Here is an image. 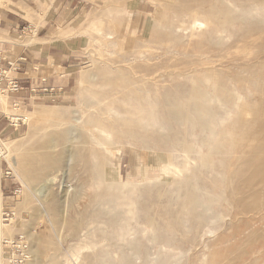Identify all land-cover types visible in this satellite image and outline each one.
<instances>
[{
    "label": "rangeland",
    "instance_id": "1",
    "mask_svg": "<svg viewBox=\"0 0 264 264\" xmlns=\"http://www.w3.org/2000/svg\"><path fill=\"white\" fill-rule=\"evenodd\" d=\"M17 1L18 0H10L9 3L0 4V8L3 7L9 11L20 13L25 19V23L32 24L38 31L47 25L40 34H37L38 38H45L57 32L55 38L62 40L60 41L61 51L63 55L70 60L69 66L71 70H69V72H71V77L64 101L60 103L35 101L34 103L30 102L28 106L25 107L22 101H19L17 104L20 105V108L15 107V109L12 108L9 102L13 105L16 103L6 98L5 111L15 116V118H20L30 112L39 114L51 110L53 112L55 111V114H53L54 117L52 116V119L50 118L51 120L49 119V121L57 120L58 122L62 118L72 117L73 112L78 113L86 106L85 102L88 98V91L98 93L99 97L103 96L105 97L104 99H111V96H115V98L112 97V100L108 101L118 106L115 101L119 102L123 93L122 90H120V92L118 91L119 94L116 95L117 93L115 92H117L118 87L116 88L115 84L117 80H119L118 78L121 76V73L127 75L131 73L132 75H139L140 77L145 76L146 79H149L145 85L149 92L148 96L150 103L156 104V120L160 121L165 129L160 131L157 130L156 127H151L149 128L150 130L142 135H144L143 138H146V141H149L148 144L149 146L151 144L150 147L156 148L159 141L163 140L161 137L160 140L159 136L166 133L170 137L174 135L181 136V138L184 137L183 139L185 140L198 138V131L192 132L190 128L184 129L183 126H178L172 120L163 116V114L162 116L164 118L160 116L163 112V100L165 101V99L174 104L178 103L181 108L188 110L191 104L189 96L194 92V89L197 88L196 80L201 79V85L205 86L213 98H219V100L227 99L228 90L237 91L236 93H239L242 97V101H239V104L248 103L249 105H247L249 107L247 108L249 109L252 108L254 102L258 104L264 97V22H259L260 15H264V4L261 0H225L229 2L235 15L238 9L245 11L249 8V5L254 7L253 5L256 4L255 8L258 10L253 11L251 16L246 20H241L237 15L234 16L233 22L225 29V40L220 46L215 44L216 37L220 34V31L219 29L215 30L211 25L207 26L205 30L195 33L193 36L194 40L189 45H187V38H185L186 41H182L180 38L181 34L177 31L179 24L188 22V14L194 9L199 13V19L205 17V15L208 16L210 12H214V10V13L219 11L222 7L218 3L219 0H53L51 15L45 17L43 20L44 22L39 20L38 17V3L40 2L47 5L50 0H24L29 9H27V11L24 10V13L20 12L21 10L15 5ZM211 9H213V11ZM130 10L132 18L126 17L125 14L126 12H130ZM200 10H202L205 15ZM120 11L121 13H119ZM208 11H210L209 14L207 13ZM90 23H94L95 26H97V30L94 29V31L89 29ZM117 23L118 25L116 26ZM100 24L106 26V29ZM122 24L129 27V35L126 34V30ZM113 28L114 31L112 32ZM33 30L26 29L25 32ZM24 33L11 36L6 32L0 31V34L5 39L6 37L10 38L19 44L18 46H13L10 43L0 42V51L9 50L13 54L19 56L23 50H27L36 57L43 55V52L37 51L36 48L26 44ZM113 33L115 34L114 36ZM38 40L39 39H37L36 43H38ZM49 42H53V39H48L45 44ZM141 51L142 53H139ZM122 52L124 55H122ZM105 61L107 62L105 63ZM124 61H126V63H124ZM241 62L245 63L244 70L235 66ZM55 63L57 64L53 65L51 61H49L47 67L43 65L44 68H38L47 76L52 75L55 70L56 74L63 72L61 67L58 66V61ZM117 63L120 65H117ZM255 63H261L262 65L257 66L259 67L257 68L253 66ZM14 67H16L15 64ZM205 67H210L212 71L220 73L221 77L215 76L214 79L217 78L215 81L213 79L206 80V73L204 72L209 70V68L206 70ZM97 69L101 71L99 74H97ZM211 69L209 71H211ZM188 71H191V74L188 73ZM186 72L190 75H187ZM105 73H107V75ZM112 73H115L114 78L111 76L113 75ZM89 74L93 75V77L85 79V76ZM7 76L9 78L21 79L26 77L25 75H19L12 71L7 73ZM104 76L107 77L108 80H105L106 78ZM139 76H137L138 79L140 78ZM237 76H239V79L235 78ZM102 80L104 81L102 82ZM55 81L60 80L55 79ZM235 81L236 85L234 84ZM239 81L247 82L239 83ZM219 82L225 86L223 93L220 92L219 88L217 89V87H219ZM261 82H263V88H256ZM101 83H103V85H101ZM105 84L111 86L108 87ZM108 88L111 89L109 90ZM82 89L84 90L83 92ZM4 90L5 89H2L1 91L6 94ZM170 91L172 94L170 93L169 97L168 94ZM174 91L177 93H173ZM100 92L102 93L100 94ZM82 95H84V97ZM164 96H166V98ZM79 97H83L85 102ZM103 97L101 98L102 100ZM250 97L251 99L249 100ZM174 98H176L175 101L173 100ZM178 100L179 102H177ZM108 101H106V103ZM103 102L104 105H99L100 107L94 108V111L97 112V108L103 109V107L107 105L104 100ZM33 104L38 105L34 106ZM218 104L219 102H216L213 106L217 110L219 118H225V123L227 120L228 121L226 125H224V123L216 125V128L225 129L227 127V132L230 134L232 130L234 134L232 133V136H230L233 137L234 135L235 138H231L232 144H229L231 147L227 149V151L221 152V154L219 151L213 154L215 156L212 155V158L214 157V159H212L214 167L211 169L199 168L196 170L191 167L188 176H184L183 178L180 176L177 178L176 175L171 173L167 176L162 174L159 168L164 164L168 165L170 163L168 155L158 151L155 153L147 152L141 139H135V141L114 136L116 134L113 130V138L116 142H118L119 140L117 139L120 138L119 143L121 146H119L117 150H114L112 155L108 154L107 156L105 153L107 158L104 156L105 154H103L104 150H100V148L93 143L91 144V141L86 137V132L84 130L81 132L80 128L75 129V132L73 131L70 135L65 134L64 128L60 130L56 129L57 131L50 129L52 132H48L49 130L43 128L57 122L55 121L52 123L45 121V123L39 124L40 126L37 125L34 130V132H36L34 133V137L37 136V138L33 137L35 140H33V142H28L26 140L30 138L24 136L27 133L28 124L22 121L23 124L20 122L18 129H16L14 124L17 125V119L14 121L9 117L8 120L0 112V139L13 138L16 144L25 143L16 152L10 153L12 165L19 166L21 164L22 168H25V165L31 162L30 165H26L29 167H26L25 170L23 168V172L25 171L24 174L26 175L28 173L27 177L29 176V178L32 179L30 184L27 185L28 189H25L19 182L15 170L12 169L6 161L1 162L0 190L2 191L0 220H2L3 217L5 220L4 223L11 222L9 228L5 230L7 236L0 240V247L2 248V250L0 249V254L2 252L5 259L3 264H10L9 261L6 260L7 257H10V253L21 254V256L17 257V259H20L18 264H52L53 262H55L54 264H99L94 258L96 254L98 257L100 256V258L102 257L101 259L104 260L105 264L107 262L109 264H119L118 261L120 260L118 259H120L122 255L126 256L130 253L131 254L128 256L132 258L128 264H264V196L257 201L242 199L244 191L239 187V183H237L238 181L232 173L234 171L233 169L236 167L237 169L240 168L241 158L246 150L247 144L243 140L244 137L241 131L237 128H234L236 130L233 129L232 123L235 122V119H233V117H236L235 113L231 110V114L225 116L223 110L218 108ZM225 106L226 109H231L230 104ZM0 111H2L1 106ZM91 111L93 112V109ZM103 118L104 120L106 119L104 122L107 123L105 125L109 128V121L112 123L115 122L116 119V117L111 118L110 116L108 117V115H104ZM247 118L249 119V117ZM10 122L13 123V125L9 128L8 126L11 125ZM228 124L229 126L231 124L232 127H228ZM111 125H114L112 128L116 127L114 123ZM83 132L85 133L83 134ZM48 133L52 135H48ZM82 135H84L85 138L84 136L82 137ZM79 136L82 138L80 139ZM236 136L240 137L236 139ZM73 137L77 139L75 138V140H73ZM86 138L88 142L90 141L89 143H86ZM79 139L81 141H76ZM20 140H22V142ZM47 140L50 145L46 144ZM50 141L52 143H50ZM104 142L107 143V141ZM234 142L236 143L234 144ZM233 144L235 145L234 148H232V146H234ZM47 145H49V149ZM91 145H93V147ZM50 148L54 150H50ZM231 148L232 151L227 155L228 150L230 151ZM44 151L47 153L45 154ZM89 151H92L91 155ZM235 154H238V156ZM41 155L43 156L41 157ZM81 155H84L83 157H85L84 159L86 161ZM219 155L220 157H218ZM156 156H162V160L158 161ZM43 157H45V160H42ZM224 157H226V159ZM234 157L239 158L236 160ZM36 159L39 160L37 161ZM65 160H68L66 165L64 163ZM53 161L58 162L53 164ZM45 162L47 163L46 165ZM100 162H102L101 165L103 167L100 165ZM230 162L234 163L231 164ZM93 163L97 166L93 165ZM38 165H40L41 170ZM51 165L56 167L53 168ZM84 166H86V168ZM96 167L99 172L108 174L112 177L111 181L115 183L104 184L105 186L98 184V175L94 172ZM221 167H223L224 170ZM222 170L225 174L222 173ZM231 171L232 173H230ZM47 173H49V176ZM56 173L57 175H55ZM44 174H46L48 178L54 174V177L56 176L54 184L53 182L48 183L46 184V188H44V185L39 186L44 177L47 179V176ZM30 175H32V177ZM151 176H154V178L149 179ZM232 177L234 178L232 179ZM226 178L228 181L225 180ZM222 179H224L225 182ZM229 179L231 183H229ZM126 182L133 183V186L130 187L134 189L126 185ZM223 182H227L229 185H224ZM122 184L125 186L124 188L121 186ZM47 185H49L48 187L50 188H48ZM222 186H224L225 189ZM46 189H49L48 192ZM126 190H130V193L127 194ZM42 193L44 194L42 195ZM223 193H225L224 197L221 195ZM191 195H194L200 201L209 203V212H202L200 208L192 207L187 198ZM212 196L214 198L218 197L214 199ZM227 203L230 207H228ZM126 205L129 206L128 209H125V207H127ZM123 207L125 210H122ZM184 207H186V209ZM93 208L96 209L93 210ZM103 210L106 211L102 212ZM126 210L127 212H125ZM128 210L130 211L128 212ZM124 213L130 218L128 219L125 217L126 215ZM6 214H8V216H6ZM116 215H119V217ZM177 215H179V217ZM191 217H193V220ZM122 218H124V222ZM126 219L129 221L128 223ZM149 222L150 224H148ZM121 223H123V226ZM171 224L174 228H172L173 226ZM117 225L120 228H118ZM112 226L114 229H112ZM125 227L130 229L128 234H126V236H128L126 238L124 237L125 241H123L122 245L121 242L113 239L112 234L116 229L114 235L119 234L118 232L121 233V230ZM131 231L132 233H130ZM150 231H154L155 239H152ZM106 236L107 238L110 236L109 239L111 238L112 240H106ZM12 238L15 240L14 244H17V242H24V246L19 252H15L16 249H13L10 244L4 243L11 241ZM116 243L118 244L116 245ZM106 245L108 247H106ZM123 247L125 251L122 249ZM171 247L172 249H170ZM53 248L55 250H53ZM121 249L123 250L122 252ZM133 249L138 250L136 253L139 254V256ZM35 251H37V253ZM23 252L26 258H24ZM51 252H54V254L52 253V255H49ZM102 252L107 254L104 255ZM36 254L38 256H35ZM111 254L113 257H116L113 258ZM132 254H134V257L131 256ZM118 255H120L119 258L117 257ZM53 256L56 257V260ZM35 257L38 259L35 260ZM49 259H51V261ZM46 260L49 261L46 262ZM57 260L59 263L56 262ZM120 264H122L121 261Z\"/></svg>",
    "mask_w": 264,
    "mask_h": 264
},
{
    "label": "bare ground",
    "instance_id": "2",
    "mask_svg": "<svg viewBox=\"0 0 264 264\" xmlns=\"http://www.w3.org/2000/svg\"><path fill=\"white\" fill-rule=\"evenodd\" d=\"M190 1V0H189ZM21 2V1H20ZM242 2V1H241ZM245 2V1H244ZM261 2L264 4V0H261ZM4 3V2H3ZM165 3V2H164ZM219 5L222 6L220 8L219 11H216L214 10V12H210L208 11L207 13L210 14L208 16L205 15V17H203L202 19H199L198 18V12L195 11L196 9H194L193 11H189L190 13L188 14V22L186 23H181V24H177L178 25V32L179 34H181V39L182 41L185 40V38H187L188 40V43L187 45L191 44L194 40L193 36L195 33H198V32H201V30H205V28L207 26H212L215 28V30L219 29L220 31V34L217 35L216 37V40H215V44L216 45H219L225 40L224 38V33H225V29L227 26H230L229 24L232 23L233 21V17L234 16H238L241 20H246L248 17L251 16L252 12L253 11H257L258 9L255 8V5H253L254 7L250 6L249 5V8L246 9L245 11H241V10H237V13L235 15L234 13V10L232 9V7L230 6L229 2L225 1V0H219L218 1ZM258 3V1H257ZM182 4V3H181ZM260 4V3H259ZM215 5V4H214ZM18 7L20 6V3L19 5H17ZM248 6V5H247ZM120 7V6H119ZM216 7V6H215ZM251 7V8H250ZM20 8V7H19ZM121 8V7H120ZM119 8V10H120ZM196 8V7H194ZM122 9V8H121ZM23 10H26V8L24 7ZM29 10V9H28ZM189 10V9H187ZM213 11V9H211ZM107 12V11H106ZM123 12V11H122ZM121 13V11L119 12ZM125 13V11H124ZM126 17L128 18H132V14H131V10L130 12H126ZM187 14V13H185ZM117 15V14H116ZM119 15V14H118ZM171 15V14H169ZM201 15V14H200ZM110 16V15H109ZM165 16V15H164ZM200 17V16H199ZM187 18V17H186ZM100 19V18H99ZM157 21V20H156ZM183 21V20H181ZM264 22V15H260L259 17V22L260 23H263ZM102 22V21H101ZM179 22V21H177ZM99 23H100V20H99ZM123 23V22H122ZM121 24V23H120ZM245 24V23H244ZM101 25V24H100ZM118 25V23L116 24V26ZM123 27L125 28L126 30V34H130V29L129 27L127 26H124V24H122ZM176 25V24H175ZM101 26H104V25H101ZM120 26V25H119ZM106 26H104L105 28ZM121 27V26H120ZM170 27V26H169ZM118 28V27H117ZM241 28V27H240ZM248 28V27H247ZM89 29L91 30H97V26H95L94 23H90L89 24ZM100 29V28H99ZM106 29V28H105ZM109 29V28H108ZM164 29V27H163ZM162 29V30H163ZM168 29V28H166ZM251 29V28H249ZM94 30V31H95ZM101 30V29H100ZM241 30V29H240ZM245 30V29H244ZM248 30V29H247ZM246 30V31H247ZM114 31V28L112 30V32ZM245 31V32H246ZM256 31V29H255ZM98 32H101V31H98ZM241 32V31H240ZM250 32V31H249ZM169 33V32H168ZM253 33V32H252ZM210 34V33H209ZM245 34V33H244ZM107 35V33H106ZM115 34L113 33V36ZM170 35V34H169ZM168 35V36H169ZM109 36V34H108ZM171 36V35H170ZM169 36V37H170ZM210 36V35H209ZM246 36H249V35H246ZM110 37V36H109ZM124 37V36H122ZM173 37V35H172ZM179 37V36H178ZM106 38V37H105ZM207 38V37H206ZM114 39V38H113ZM117 39V38H116ZM115 39V40H116ZM211 40V38H210ZM98 41V40H97ZM118 41V40H116ZM176 41V40H175ZM186 41V40H185ZM204 41V40H203ZM125 42V41H124ZM210 42V41H209ZM213 42V41H212ZM30 43H32V41H30ZM50 43V42H49ZM168 43V42H167ZM119 44V43H117ZM122 46V45H121ZM127 46V45H126ZM145 46V45H144ZM147 46V45H146ZM119 47V46H118ZM142 48V47H141ZM104 49V48H103ZM122 49V48H120ZM124 49V48H123ZM140 49V48H139ZM143 50V49H142ZM120 51V50H119ZM186 51V50H185ZM126 52V51H125ZM129 52V51H128ZM131 52V51H130ZM146 52V51H145ZM144 52V53H145ZM139 53H142L139 52ZM186 53V52H185ZM184 53V54H185ZM126 54V53H125ZM150 54V53H149ZM122 55L123 52H122ZM127 56V55H126ZM172 56V55H171ZM121 57V56H120ZM119 57V58H120ZM184 57V56H183ZM262 57V55H261ZM260 57V59H261ZM124 58V57H123ZM126 58V57H125ZM180 58V57H179ZM204 58V57H203ZM122 59V57H121ZM178 59V58H177ZM104 60V59H103ZM126 60V59H125ZM146 60V59H145ZM119 61V60H118ZM117 61V62H118ZM123 61V60H122ZM107 61H105L106 63ZM120 62V61H119ZM134 62V61H133ZM146 62V61H144ZM168 62V60H167ZM92 63V62H91ZM109 63V62H108ZM114 63V62H113ZM116 63V62H115ZM122 63V62H121ZM124 63H126V61H124ZM123 63V64H124ZM254 63V62H253ZM93 65V64H92ZM117 65H120L117 63ZM116 65V66H117ZM132 65V64H131ZM259 65H262L261 63H255L253 66L254 67H257ZM112 66V65H111ZM114 66V65H113ZM135 66V65H134ZM235 66H238L241 70H244L245 69V63L241 62V63H238L237 65ZM248 66V65H247ZM84 67V66H83ZM120 67V66H119ZM118 67V68H119ZM125 67V65H124ZM128 67V66H127ZM117 68V69H118ZM123 68V67H122ZM203 68V67H202ZM206 68V67H205ZM209 70L211 69L210 67H208ZM206 68V70L208 69ZM259 68V67H257ZM113 69V67H112ZM124 69V68H123ZM215 69V68H214ZM248 69V68H247ZM120 70V69H119ZM125 70V69H124ZM127 70V69H126ZM205 71L204 73H206V80L208 79H213L214 81L217 79H214L215 76H220L221 77V74L220 73H216L214 71ZM239 70V69H238ZM240 70V72H241ZM98 71V69H97ZM99 72H101L100 70L98 71L97 74H99ZM122 72V71H121ZM194 72V71H193ZM230 72V71H229ZM110 73V72H109ZM133 73V72H132ZM187 73V72H186ZM188 73L191 74V71H188ZM187 75H190L188 74ZM242 73V72H241ZM84 74V73H83ZM92 74V72H91ZM107 75V73H105ZM104 74V75H105ZM111 74V73H110ZM113 74V73H112ZM115 74V73H114ZM113 75V78L115 77ZM131 73H129V75L127 74H124V73H121L120 77L118 78L119 80H117L116 84H115V87L117 88L118 87V90L117 92H114L117 93L116 95H118V91L120 92V90H122V93L123 95L121 96V100L119 102L115 101V103L118 104V106H116L113 102L109 103L110 100H112V97L115 98V96H111V99L110 98H107V99H104L105 97H103V100L105 101V107L102 108H97V112L94 111V108L98 107L99 105H104V102L103 100L101 99L102 97H99V94L98 93H95V92H87V95H88V98L86 99V102L85 100L83 99L84 95H82L83 97L82 98V101L85 102L86 106L83 107V110H81L80 112H73V116L72 117H69V118H62L60 119L58 122L57 120H55L57 123H54V124H50V126H45V130H49L48 132H50L51 130L50 129H54V131L57 129V130H60V129H65V134L66 135H70L71 133H73V131L75 129H79L81 130V132L84 130L85 132H83V134L85 133L88 138V140L91 141V144L93 143L94 145L98 146V148H100V150H104L101 151L103 152V154H110L112 155L113 151L114 150H117L120 145V138H118L117 140H119L118 142L115 141V139L113 138V135H114V132L116 135L114 136H119V137H123L127 140H135V139H141V141H143V144L147 150V152H151V153H155L156 151L160 152V153H166V155H168V158L170 160V163L167 165V164H164L162 166H160L159 170H161L162 174H165L166 176L171 173L173 175H176L177 178H179L178 176H180L181 178H183L184 176L187 177L188 176V173L192 167V169H199V168H205V169H211L213 166V160L214 157L212 158V155L216 152H219L220 151V154L221 152H225L227 151V149H230L231 146H229V144H232L231 142V138L234 137H231L232 136V130H231V134L229 132H227V127L225 129H217L216 128V125L218 124H221V123H224V125H226L225 123V118H219L218 116V113H217V110L215 109V107L213 106V104H216V102H219V104L217 105L218 108H220L221 110H223V113L225 116H229L231 114V110L235 113L236 117H233V119H235V122L232 123L233 124V129L234 128H237L239 129V131H241L243 137H244V142L247 144L246 146V150L244 151V154L242 155V158H241V162H240V168L237 169V167L235 169H233V173L232 171L230 173L234 174L236 179H237V183H239V187L241 189H243V195H242V199L243 200H253V201H257L259 199H261L263 196H264V97L261 99V101H259V103L257 104L256 102H252L254 105L252 106L251 109L247 108L249 107L247 104H239V101L241 102L242 101V97L239 95V93H236L235 91H231V90H228V93H227V99H223V100H219V98H213V96L210 94V92L205 88V86H202L201 83H202V80L199 79V80H196L197 82V88L194 89V92L189 96V99H190V106H189V109H183L181 108L178 103L177 104H174L173 102H170L169 100L165 99V101L163 100L164 102V105H163V112L161 113V117L165 116L166 118H168L169 120H172L174 123H176L178 126H183L184 129L185 128H190V130L193 132V131H198L199 134L197 135V139H192V140H185L183 138H181V136H178V135H172L173 137H170L167 133L164 134V135H161L159 136V138L161 137L163 140L162 141H159V144L156 145V148L154 147H150L148 142L149 141H146L145 139L146 138H143L144 135H142L143 133L147 132L148 130H150L149 128L151 127H156L157 130H162V129H165L163 124L160 123V121H157L156 120V110H155V106L156 104H152L150 103V99H149V92L147 91L148 89H146V83H147V80H149L148 78L146 79L145 76H139L140 78L138 79L137 76L135 75H130ZM165 74V73H164ZM174 74V73H173ZM255 74V73H254ZM179 75V74H178ZM183 75V74H182ZM238 75V74H237ZM185 76V75H184ZM240 76V75H239ZM239 76L235 77V78H238ZM248 76V75H247ZM91 77H93V75H86L85 76V79H90ZM105 77V76H104ZM103 77V78H104ZM165 77V76H164ZM250 77V76H249ZM254 77V76H253ZM106 78V79H105ZM104 79L105 80H108L107 77H105ZM108 78L110 79V77L108 76ZM234 79V78H233ZM239 79V78H238ZM104 80H102L103 82ZM84 82V81H83ZM109 82V81H108ZM150 82V81H149ZM195 82V80H194ZM221 82V81H220ZM219 82V87H217V89L219 88L220 92H224V89H225V86ZM246 83L247 81H239V83ZM259 82V81H258ZM257 82V83H258ZM151 83V82H150ZM255 83V82H254ZM262 83H259L258 86H256V88L258 87H262ZM81 84V83H80ZM91 84H94V83H91ZM114 84V83H113ZM236 85V81L234 83ZM87 85V84H86ZM100 85V84H98ZM101 85H103V83H101ZM106 85V84H105ZM148 85V84H147ZM247 85V84H246ZM245 85V86H246ZM256 85V84H255ZM87 86H90V85H87ZM92 86V85H91ZM108 86V84L106 85ZM104 86V87H106ZM111 86V85H110ZM108 86V87H110ZM150 86V84H149ZM183 86V85H182ZM233 86V85H232ZM238 86V85H237ZM114 87V89H115ZM248 87V86H247ZM86 88V87H85ZM84 88V90H85ZM103 88V87H102ZM176 88V87H175ZM174 88V89H175ZM178 88V87H177ZM189 88V87H188ZM227 88V87H226ZM243 88V87H242ZM255 88V87H254ZM263 88V87H262ZM86 89H89V88H86ZM99 89V88H97ZM101 89V87H100ZM109 89V88H108ZM111 89V88H110ZM109 89V90H110ZM227 89H230L229 87ZM233 89V88H231ZM82 89V92L84 91ZM249 90V89H248ZM262 90V89H261ZM86 91V90H85ZM177 91V90H176ZM245 91V90H244ZM188 92V91H187ZM102 92H100L101 94ZM171 91L169 92L168 96L170 95ZM173 93H177V92H173ZM254 93V92H253ZM5 94L4 92L1 91L0 89V106L2 108V111L5 113V116L7 117H10L11 120H16L17 117L15 118V116H13L12 114H8V112L5 111L6 109V104H5ZM98 94V95H97ZM110 94V93H109ZM144 94V95H143ZM172 94V93H171ZM181 94V93H180ZM257 94V93H256ZM186 96H188L187 94H185ZM215 95V94H214ZM244 95V94H243ZM246 95V94H245ZM167 96V97H168ZM177 96V95H176ZM184 96V95H183ZM182 96V98H183ZM223 96V95H222ZM226 96V95H224ZM250 96V95H249ZM258 96V94H257ZM166 98V96H164ZM170 97V96H169ZM172 97V96H171ZM181 97V96H180ZM80 98V97H79ZM80 98V99H81ZM179 98V97H178ZM187 98V97H186ZM222 98V97H221ZM172 99V98H171ZM180 99V98H179ZM251 99V97L249 98V100ZM259 99V98H258ZM109 100V101H108ZM174 101L176 100V98L173 99ZM106 101H108L106 103ZM184 101H187V100H184ZM189 101V100H188ZM246 101V100H245ZM253 101V100H252ZM103 102V103H101ZM179 102V100L177 101ZM244 102V101H243ZM248 102V101H246ZM109 103V104H108ZM182 103V102H181ZM230 104L231 105V109L228 110L226 109V106L225 105H228ZM3 106V107H2ZM100 107V106H99ZM17 108V107H16ZM15 108V109H16ZM81 108V107H79ZM93 109V112L91 111ZM76 110V109H75ZM74 110V111H75ZM55 114V111L53 112L52 110L51 111H47V112H41L39 114H35V113H27L23 116H21V120L28 124V129H27V133L26 135L24 136H27L29 137L30 139L26 140V141H30V142H33V140H35L34 138H37L36 134L34 137V130L36 128L37 125L39 124H43L45 123V121H48V122H55L54 120L52 121H49V119L51 118L52 119V116L54 117ZM163 114V116H162ZM104 115H108V117L110 116L111 118H114L116 117L115 119V122H112L115 124V128H112L113 126L111 125L112 123L109 121V124H110V128L107 127L105 124L104 121H106V119L104 120L103 116ZM59 117V116H58ZM68 117V116H67ZM249 117V119L247 118ZM57 118V117H56ZM164 118V117H163ZM50 119V120H51ZM113 120V119H112ZM114 121V120H113ZM108 124V125H109ZM40 126V125H39ZM231 126V124H230ZM229 124H228V127H230ZM225 127V126H224ZM232 127V126H231ZM56 130V131H57ZM114 130V132H113ZM236 130V129H234ZM230 131V129H229ZM42 132V131H41ZM52 132V131H51ZM75 132V131H74ZM77 133V132H76ZM79 133V131H78ZM161 133V132H160ZM171 134H173L172 132H170ZM169 133V134H170ZM38 134V132H37ZM46 134V133H45ZM51 134V133H50ZM48 133V135H50ZM170 134V135H171ZM234 134V133H233ZM239 134V133H238ZM47 135V136H48ZM52 135V134H51ZM80 135V134H79ZM231 135V136H230ZM237 135V133H236ZM84 135H82L83 137ZM196 136V135H195ZM34 137V138H33ZM80 139L82 138L81 136H79ZM238 137L240 136H236V139H238ZM24 138V137H23ZM76 137H73L72 139L75 140ZM85 138V136H84ZM87 138L85 139L86 143L88 142L87 141ZM116 138V137H115ZM160 138V140H161ZM235 138V137H234ZM32 139V140H31ZM71 139V140H72ZM77 139V138H76ZM76 140V141H81V140ZM147 140H150V139H147ZM152 140V138H151ZM22 142V140H20ZM25 141V142H26ZM53 141V140H52ZM84 141V140H83ZM84 141V143H85ZM89 141V142H90ZM104 141H107L104 142ZM136 141V140H135ZM46 142V141H45ZM48 142V140H47ZM46 144H49V142ZM88 142V143H89ZM121 142H124V141H121ZM152 142V141H151ZM231 142V143H230ZM27 143V142H26ZM50 143H52L50 141ZM75 143V142H73ZM236 142H234L235 144ZM25 143H17L14 142L13 138H7V139H0V164L2 161H6L11 167L12 169L15 170L16 174H17V178L19 180V182L21 183V185L23 187H25V189H28L27 185L30 184V181L32 179L29 178V176L27 177L26 174H24L23 172V168L21 166V164L19 166H14L12 165V160L10 159V153L11 152H16L18 149H20L22 147V145H24ZM129 144V143H128ZM233 144V145H234ZM50 145V144H49ZM47 145V147L49 146ZM86 146V144H85ZM93 147V145H91ZM90 146V147H91ZM113 146V147H112ZM155 146V144H154ZM45 147V146H44ZM83 147V145H82ZM92 147H91V150H92ZM234 146H232V148H234ZM54 148V147H53ZM53 148H50L53 149ZM97 148V147H95ZM232 148L231 150L229 151L228 150V153L227 155H229V153L232 151ZM49 149V147H48ZM47 149V150H48ZM63 149V148H62ZM133 149V148H132ZM142 149V148H141ZM205 149V151H204ZM44 150V149H43ZM45 150V151H47ZM54 150V149H53ZM52 150V151H53ZM99 150V149H98ZM40 151V150H39ZM44 151V152H45ZM87 151V150H86ZM49 152V150H48ZM90 152V151H89ZM92 152V151H91ZM91 152H90V155H91ZM47 152H45L46 154ZM67 153V152H66ZM100 153V152H99ZM240 153V152H239ZM30 154V153H29ZM28 154V155H29ZM34 154V153H32ZM106 154L104 155L105 157ZM25 155V154H24ZM31 155V154H30ZM101 155V154H100ZM109 155V156H110ZM153 155V154H152ZM224 155V154H223ZM232 155V154H231ZM236 156H238V154H235ZM21 156V155H20ZM43 155H41L42 157ZM68 156V155H67ZM66 156V157H67ZM74 156V155H73ZM82 158L84 159L85 157H83L84 155H81ZM141 156V155H140ZM215 156V155H213ZM217 156V155H216ZM226 156V155H225ZM240 156V155H239ZM23 157V156H22ZM30 157V156H29ZM28 157V158H29ZM32 157V155H31ZM30 157V158H31ZM38 157V156H37ZM39 157V158H41ZM53 157V156H52ZM158 158V161H161L162 160V156H156ZM220 157V155L218 156ZM45 157L42 158V160H45L44 159ZM71 158V157H70ZM108 158V157H107ZM110 158V157H109ZM223 158V157H221ZM226 159V157H224ZM231 158V157H230ZM229 158V159H230ZM236 158V157H234ZM239 157L236 158V160H238ZM167 159V158H166ZM220 159V158H218ZM224 159V160H225ZM31 160V159H30ZM34 160H35V157H34ZM37 160V159H36ZM39 160V159H38ZM37 160V161H38ZM85 160V159H84ZM168 160V159H167ZM228 160V159H227ZM231 160V159H230ZM33 161V160H32ZM50 161V160H49ZM61 161V160H60ZM64 161V160H63ZM62 161V162H63ZM86 161V160H85ZM152 161V160H151ZM222 161V159H221ZM58 162V161H57ZM57 162H54L53 161V164L57 163ZM68 160H65V165L67 164ZM103 162V161H102ZM100 162V165L101 163ZM107 162V160H106ZM223 162V161H222ZM31 162L27 163L30 165ZM36 163V161H35ZM42 163V162H41ZM61 163V162H60ZM59 163V165H60ZM231 164L234 163V162H230ZM26 164V165H27ZM37 164V163H36ZM47 163L45 162V165ZM50 164V162H49ZM52 164V162H51ZM88 164V163H87ZM98 164V163H97ZM105 164V163H104ZM226 164V163H225ZM239 164V163H238ZM23 165V164H22ZM25 165V168L26 167H29V166H26ZM92 165V164H91ZM90 165V166H91ZM93 165H96L93 163ZM92 165V166H93ZM222 165V164H221ZM52 166V165H51ZM58 166V165H57ZM62 166V165H61ZM91 166V168H92ZM97 166V165H96ZM102 166V165H101ZM224 166V165H223ZM235 166V165H234ZM238 166V165H237ZM34 167V166H33ZM39 169H40V165H38ZM53 167V166H52ZM56 167V166H55ZM53 167V168H55ZM86 168V166H84ZM100 167V166H99ZM103 167V166H102ZM217 167V166H216ZM215 167V168H216ZM24 168V170H25ZM31 168V167H30ZM95 168V167H94ZM223 168V167H221ZM218 169V168H217ZM41 170V169H40ZM43 170V169H42ZM52 170V169H50ZM93 170V169H92ZM224 170V168H223ZM222 170V171H223ZM30 171V170H29ZM39 171V170H38ZM227 171V169H226ZM33 172V171H32ZM48 172V171H47ZM53 172V171H52ZM91 172V171H90ZM94 172L97 173L98 175V184H101V185H104V184H110V183H115L112 180V177H110L108 174H104L102 172H99L98 171V168L96 167V169L94 170ZM105 172V171H104ZM201 172V171H200ZM220 172H221V169H220ZM46 173V172H45ZM102 173V174H100ZM199 173V172H198ZM203 173V172H202ZM223 174L224 171L222 172ZM228 173V172H227ZM49 173H47L48 175ZM64 174V173H63ZM89 174V173H88ZM201 174V173H200ZM0 175H1V172H0ZM46 175V174H44ZM46 175V176H47ZM53 176H50L48 178L47 176V179L43 178L42 179H38V180H42L41 181V184L39 186H45L44 188H46V184L48 183H52L54 184V181L56 180V176L54 177V174H52ZM57 175V173L55 174ZM202 175V174H201ZM204 175V174H203ZM32 177V175H30ZM205 176V175H204ZM224 177V176H223ZM40 178V177H39ZM89 178V177H88ZM154 178V176H151L149 177V179H152ZM206 178V177H205ZM225 178V177H224ZM234 177H232L233 179ZM34 179V178H33ZM161 179V178H160ZM93 180V179H92ZM179 180V179H178ZM224 181V179H222ZM227 180V178L225 179ZM230 180V179H229ZM235 180V179H234ZM97 181V180H96ZM153 181V180H152ZM185 181V179H184ZM198 181V180H197ZM219 181V180H217ZM228 181V180H227ZM90 182V180H89ZM225 182V181H224ZM223 182V183H224ZM201 183V182H200ZM205 183H206V180H205ZM231 183V180L230 182ZM229 183H224L227 184V186L229 185ZM117 184V183H116ZM121 184V183H120ZM210 184V183H209ZM213 184V182H212ZM217 184V182H216ZM221 184V183H220ZM50 185V184H49ZM47 185V187L49 186ZM126 185H128L129 187L130 186H133V183H130V182H126ZM202 185V183H201ZM105 186V185H104ZM117 186V185H115ZM120 186V185H119ZM123 186V184L121 185ZM136 186V185H135ZM178 186V184H177ZM209 186V185H208ZM212 186V185H211ZM216 185L214 184V187ZM92 187V186H91ZM118 187V186H117ZM125 186H123L124 188ZM137 187V186H136ZM224 189L225 187L222 186ZM50 188V187H48ZM122 188V187H121ZM119 188V189H121ZM122 188V190H123ZM131 188V187H130ZM203 188V187H202ZM205 188V187H204ZM216 188V187H215ZM229 188V187H228ZM36 189V188H35ZM131 189H134V188H131ZM223 189V190H224ZM231 189V188H230ZM37 190V189H36ZM49 189H46V191L48 192ZM179 190V188H178ZM184 190V189H183ZM222 190V188H221ZM229 190V189H227ZM40 191V189H39ZM98 191V190H97ZM127 191V190H126ZM125 191V192H126ZM140 191V190H139ZM214 191V190H213ZM47 192H46V195H47ZM121 192V191H120ZM156 192V191H155ZM211 192V191H210ZM209 192V194H210ZM225 192V191H223ZM40 193V192H39ZM92 193V192H91ZM130 193V190L127 191V194ZM132 193V192H131ZM226 193V192H225ZM221 194L223 195L224 197V194ZM238 193V192H236ZM38 194V193H37ZM44 193H42L43 195ZM106 194V193H105ZM156 195V194H155ZM154 195V196H155ZM159 195V194H157ZM167 195V194H166ZM220 195V193H219ZM37 196V195H36ZM124 196V195H123ZM126 196V195H125ZM177 196V194H176ZM214 196V195H213ZM212 196V197H213ZM216 196V195H215ZM41 197V196H39ZM47 197V196H46ZM158 197V196H157ZM179 197V196H178ZM218 197V196H217ZM217 197H213L214 199H216ZM222 197V198H223ZM227 197V195H226ZM190 204L192 205V207H198L200 208V210L202 212H209V203H206V202H203V201H200L197 197H195L194 195H191L189 197H187ZM220 198V197H219ZM218 198V199H219ZM228 198V197H227ZM235 198V197H234ZM42 199V198H41ZM176 199V198H175ZM208 199V198H207ZM217 199V200H218ZM236 199V198H235ZM162 200V199H160ZM182 200V199H181ZM221 200V199H220ZM219 200V201H220ZM229 200V199H228ZM238 200V199H237ZM159 201V200H158ZM213 201V199H212ZM216 201V200H215ZM155 202V201H153ZM211 202V201H210ZM223 202V201H222ZM237 202V201H236ZM225 203V202H224ZM97 204V203H96ZM216 204V203H215ZM228 204V203H227ZM238 204V203H237ZM95 205V204H94ZM125 205V204H124ZM128 205V203H127ZM126 205V206H127ZM130 205V203H129ZM211 205V204H210ZM214 205V203H213ZM120 206V205H119ZM136 206V205H135ZM254 206V205H253ZM0 207H1V190H0ZM129 206L125 207V209L127 208L128 209ZM214 207V206H213ZM211 207V208H213ZM228 207H230V205L228 204ZM252 207V206H251ZM97 208V206H96ZM95 208V209H96ZM135 208V207H134ZM186 209V207H184ZM93 208V210H95ZM98 209V208H97ZM124 207L122 210H125ZM131 209V208H130ZM183 210V209H182ZM106 211V210H105ZM104 210L102 212H105ZM130 210H128L129 212ZM133 211V210H132ZM123 212V211H122ZM121 212V215L123 216ZM127 212V210L125 211ZM150 212V211H149ZM179 212V211H178ZM177 212V213H178ZM250 212V211H249ZM135 213V212H134ZM212 213H213V210H212ZM221 213V212H220ZM125 214V213H124ZM148 214V213H147ZM179 214V213H178ZM207 214V213H205ZM219 214V213H218ZM251 214V213H250ZM249 214V215H250ZM126 215V214H125ZM133 215V214H132ZM214 215V214H213ZM117 216V215H116ZM150 216V215H148ZM179 217V215H177ZM189 216V215H188ZM224 216V215H223ZM90 217V216H89ZM119 217V215L117 216ZM127 217V215L125 216ZM177 217V218H178ZM219 217V216H218ZM237 217V216H235ZM115 218V217H114ZM128 219L130 217H127ZM176 218V217H175ZM176 218V219H177ZM192 220H193V217H191ZM238 218V217H237ZM123 219V222H124V218ZM149 219V217H148ZM151 219V218H150ZM155 219V218H154ZM179 219V218H178ZM79 220V219H78ZM153 220V219H152ZM174 220V219H173ZM3 219L0 220V228H1V231H5L6 229L9 228V225L11 224L10 223H4ZM11 221V220H10ZM127 223L129 222L127 219H126ZM132 221V220H131ZM130 221V222H131ZM178 221V220H177ZM179 222V221H178ZM197 222V221H196ZM181 223V222H179ZM81 224V223H80ZM123 223H121L122 225ZM150 224V222L148 223ZM158 224V223H157ZM169 224V222H168ZM196 224V223H195ZM198 224V222H197ZM172 225V224H171ZM184 225V224H183ZM191 225V224H190ZM123 226V225H122ZM126 226V224H125ZM151 226V225H150ZM149 226V227H150ZM154 226V224H153ZM152 226V227H153ZM173 226V225H172ZM109 227V226H108ZM113 227V226H112ZM118 227V225H117ZM198 227V226H197ZM196 227V228H197ZM111 228V227H110ZM120 228V227H118ZM174 228V226L172 227ZM114 229V227L112 228ZM116 229V228H115ZM130 229V228H129ZM129 229L127 227L123 228V230H121L122 232H118L119 234L117 235H114L115 232L112 234L113 235V239L114 240H118L119 242H121V244L123 245V241H125L124 237L126 238V234H128L129 232ZM151 229V227H150ZM155 229V227H154ZM198 229V228H197ZM109 230V229H108ZM232 230V229H231ZM114 231V230H113ZM112 231V232H113ZM120 231V229H119ZM183 231V230H182ZM187 231V230H186ZM103 232V231H102ZM111 232V233H112ZM151 232V231H150ZM154 232V231H153ZM151 232L152 234V239H155V236H154V233ZM108 233V232H107ZM110 233V232H109ZM132 233V231L130 232ZM104 234V233H103ZM139 234V233H138ZM185 234V233H184ZM183 234V235H184ZM103 236V235H102ZM101 236V237H102ZM110 237V236H109ZM109 237L107 238L106 236V240H112L111 238L109 239ZM157 237V236H156ZM184 237V236H183ZM102 239V238H101ZM130 239V238H129ZM13 240L12 239L11 241H7L8 244H10L12 246L13 249H21L23 246H24V242H17V244H14L13 243ZM104 240V239H103ZM137 241V240H136ZM118 242V243H119ZM133 242V241H132ZM138 242V241H137ZM116 243V245L118 244ZM97 244V243H96ZM107 244V242H106ZM129 244V243H128ZM80 246V245H79ZM120 246V245H118ZM135 246V244H134ZM133 246V247H134ZM106 247H108L106 245ZM105 247V248H106ZM113 247V246H112ZM137 247V246H136ZM162 247V246H161ZM83 248V247H82ZM135 248V247H134ZM192 248V247H191ZM98 249V248H97ZM102 249V248H101ZM124 250V247L122 248ZM121 249V252L123 251ZM128 249V248H127ZM131 249V248H130ZM172 249V247L170 248ZM53 250H55L53 248ZM79 251V250H78ZM81 251V250H80ZM125 251V250H124ZM130 251V250H128ZM132 251V249H131ZM130 251V252H131ZM133 251H138V250H134ZM25 252V251H24ZM23 252V255H24V258L25 257V254ZM27 252V251H26ZM37 253V251H35ZM105 252V251H104ZM114 252V251H113ZM117 252V251H116ZM115 252V253H116ZM119 252V251H118ZM52 253L54 254V252H51V254L49 255H52ZM103 253V252H102ZM134 253V252H132ZM188 253V252H187ZM76 254V253H75ZM74 254V255H75ZM104 254V253H103ZM107 254V253H105ZM104 254V255H105ZM120 254V253H119ZM127 254V253H126ZM125 254V255H126ZM131 254V253H130ZM128 254V255H130ZM137 254V253H136ZM135 254V255H136ZM157 254V253H156ZM47 255V254H46ZM95 255V254H93ZM101 255V254H100ZM109 255V254H108ZM117 255V254H116ZM123 256L118 259L121 261V263L123 264H128L130 263V260L132 257L130 256ZM139 256V254H137ZM161 255V254H159ZM9 256V255H8ZM17 254L16 253H10V257H7L6 260H8L10 263L12 261L15 260ZM35 256H38L37 254ZM76 256V255H75ZM74 256V257H75ZM78 256V255H77ZM112 256V254H111ZM131 256L134 257V254H132ZM162 256V255H161ZM56 260V257L53 256ZM52 257V259H53ZM58 257V255H57ZM80 257V256H79ZM104 257V256H103ZM110 257V256H109ZM113 257V256H112ZM116 256H114L113 258H115ZM118 258L120 257V255L117 256ZM136 257V256H135ZM49 258V256H48ZM77 258V257H76ZM95 260L97 263L99 264H105L104 260H102L100 258V256L98 257L97 254L95 255ZM100 258V259H99ZM108 258V257H107ZM137 258V257H136ZM135 258V259H136ZM38 259V258H37ZM36 257H35V260H37ZM105 259V258H104ZM134 259V261H135ZM157 259V258H156ZM51 261V259H49ZM48 260V261H49ZM54 260V259H53ZM82 260V258H81ZM147 260V259H146ZM158 260V259H157ZM24 261V260H23ZM46 260V262H48ZM84 261V260H83ZM120 261L119 264H120ZM133 261V260H132ZM137 261V259H136ZM215 261V260H214ZM40 262V261H39ZM58 262V260L56 261ZM92 262V261H91ZM94 262V261H93ZM117 262V263H118ZM141 262V261H140ZM217 262V261H216ZM52 263V262H51ZM55 262H53L52 264H54ZM59 263V262H58ZM108 263V262H107ZM106 263V264H107ZM212 263V262H211ZM85 264V263H84ZM109 264V263H108ZM156 264V263H155Z\"/></svg>",
    "mask_w": 264,
    "mask_h": 264
},
{
    "label": "crops",
    "instance_id": "3",
    "mask_svg": "<svg viewBox=\"0 0 264 264\" xmlns=\"http://www.w3.org/2000/svg\"><path fill=\"white\" fill-rule=\"evenodd\" d=\"M3 2L9 3L10 0H0V4H4ZM19 3H20V6H19L20 8L18 7V9L21 10L20 12L24 13L23 12L24 7L26 8V11H27L28 8H27L25 1L24 0H18L17 2H15V5L16 6L19 5ZM52 4H53V0H50V2L47 5L42 4L40 2L38 3L39 20L43 21L45 17L51 15ZM24 20L25 19L23 18V16L20 13H18L16 11H14V12L9 11L3 7L0 8V31L6 32L7 34H9L11 36H15V35H19L20 33L23 34L26 29H29V30L34 29L33 31H26L24 33L25 42H26V44L36 48L37 51L43 52V55L36 57L33 53H31L27 50H23V52L19 56L13 54L9 50L0 51V57L5 59V61H6L5 63H3L4 66L6 68H8V65H7L8 62L15 64L16 68H18V71L16 72L17 74L25 75L26 77L31 79V78H35L38 74V72L34 71V68H38V67L44 68L43 65H45L47 67L49 61H51V63L53 65L57 64L55 62L58 61V66L61 67V69L63 70V72L65 74V78L62 79L60 81V83L65 84L66 88L63 90V92L67 93V88L69 87V80L71 77V72H69V70H71L70 69L71 67L69 66L70 60L67 59L65 57V55H63V52L61 51L62 48L60 47V41H62V40L55 38V34L57 32H55L51 36H47L45 38H38L37 34H40L42 32V30H44V28H46L47 25H45V27L41 28L38 31V29H35V27L32 24L25 23ZM37 31H38V33H37ZM50 38L53 39V42L45 44V42H47V40ZM37 39H39L38 43H36ZM30 41H32V43H30ZM0 42H6L8 44L10 43L13 46L19 45L15 40H12V39L7 38V37L5 39L1 34H0ZM11 71L13 72V70H11ZM11 71H9V72H11ZM52 80L55 81V78H53ZM55 82H57V81H55ZM20 83H21V85L26 86L28 82L26 80H21ZM28 94L29 93L27 91H22V92L18 93L17 95H12V96L10 95L8 97V95L6 93L5 94L6 95L5 100L8 97V99L12 102L15 100L16 97L21 98V99L27 98ZM9 104L12 105V108H15V107L20 108V105H18V104L13 105L10 102H9ZM33 105L35 106L38 104H33ZM34 106H33V108H34ZM0 112L4 115V117H6L7 119L9 118V117L5 116V113H3L2 111H0ZM18 120H21V117L17 118V121ZM21 122H22V120H21ZM12 125H13V123H11V125H9L8 127L10 128ZM19 125H20V122H19ZM16 129H18V127H16ZM0 189H1V182H0ZM1 217H2V215H1ZM2 219L4 221L3 217H2ZM6 236H7V232L1 231V228H0V240ZM0 249L2 250L1 247H0ZM0 260H1L0 264H3V261H5L2 252L0 254Z\"/></svg>",
    "mask_w": 264,
    "mask_h": 264
},
{
    "label": "built area",
    "instance_id": "4",
    "mask_svg": "<svg viewBox=\"0 0 264 264\" xmlns=\"http://www.w3.org/2000/svg\"><path fill=\"white\" fill-rule=\"evenodd\" d=\"M5 59L0 57V88L5 89L4 91L7 93L8 97L11 95H17L22 91H27L29 94L27 98H15L13 103H18L19 100L25 105L28 106L30 102L40 101V102H48V103H60L64 101L65 93L63 90L66 88L65 84L60 83L62 79L65 78L64 72H59L56 74V70L50 76L43 74L39 68H34V71L38 72L35 78H9L7 73L11 70L13 72H17L18 68L14 67V64L7 63L8 68L4 66ZM14 67V68H13ZM53 78L58 79L60 81L55 82L52 80ZM21 80H26L28 83L26 86L21 85ZM7 97V99H8ZM27 104V105H26ZM19 122L17 121V125L14 124L15 128L18 127ZM22 123V122H21ZM23 124V123H22ZM8 216V214H6ZM15 240H13V243ZM8 244L7 242H4ZM20 249H16L15 252H19ZM21 254H17L14 261L10 264H18L20 259H17Z\"/></svg>",
    "mask_w": 264,
    "mask_h": 264
}]
</instances>
